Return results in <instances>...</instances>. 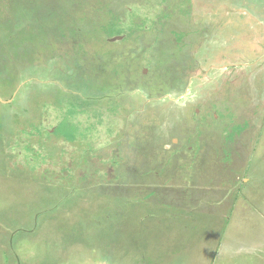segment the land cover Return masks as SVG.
I'll return each instance as SVG.
<instances>
[{
	"label": "rangeland",
	"instance_id": "1",
	"mask_svg": "<svg viewBox=\"0 0 264 264\" xmlns=\"http://www.w3.org/2000/svg\"><path fill=\"white\" fill-rule=\"evenodd\" d=\"M0 264H264V0H0Z\"/></svg>",
	"mask_w": 264,
	"mask_h": 264
}]
</instances>
